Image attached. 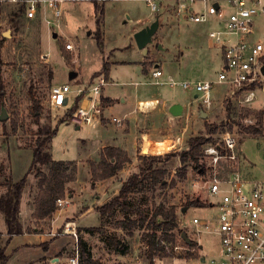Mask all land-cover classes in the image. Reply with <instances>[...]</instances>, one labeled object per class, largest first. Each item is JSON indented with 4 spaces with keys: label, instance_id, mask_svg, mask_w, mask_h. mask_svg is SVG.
<instances>
[{
    "label": "rangeland",
    "instance_id": "374dc122",
    "mask_svg": "<svg viewBox=\"0 0 264 264\" xmlns=\"http://www.w3.org/2000/svg\"><path fill=\"white\" fill-rule=\"evenodd\" d=\"M170 3L171 10L165 16L164 24L160 31L154 35L150 44L151 56L149 59L154 63H164L162 67L164 73L172 74L178 81L187 80L196 83L198 79L207 77L216 80L224 63L221 49L217 45L211 46L208 40L206 29L210 30L213 27L204 25L203 30L205 31L200 33L198 30L188 28L186 22L184 25L179 24L175 16L174 3L172 1ZM102 6L104 16L100 30L103 35V49L98 44L97 14L91 0L66 1L61 6L62 15L59 17L61 22L59 26L57 18L54 16V7L49 6L45 14L43 9L41 20L38 18V13L36 21L29 23L22 17L16 20V26L10 21V13L18 7L8 6L6 8L8 16L4 21H7V27L4 39L0 42V62L3 63L6 95L4 103L0 105V115L2 109L5 108L8 119L0 120V166L5 164L6 175L11 168L12 178L15 182L22 180L27 175L34 159L33 149L29 145L35 141L39 131H45V127L57 128L52 140L54 159L76 163L81 159L80 169L77 172V175L79 174L81 177L80 187L77 189L74 199L71 200V204L67 205L63 211L56 212L51 219L40 221L33 218L35 205H30L34 204L38 192L37 178L33 173L29 175L22 198L23 209L21 205L22 223L25 233L28 235L10 236L7 230H0L2 233L0 245L6 249L9 257L8 264H51V261L56 258L64 262L79 246L80 238L87 241L93 257L103 264H135L137 256L145 259L146 263L148 261L146 260V244L142 238L143 230H137L133 235H130L118 228L116 220L102 216L98 212V207L116 195L122 183L131 174L139 172L138 157L134 155L132 162L126 164L116 177L94 184L89 172L91 173V162L100 160L103 151L102 139L97 138L96 129H90L92 134L86 135L90 130L79 129L75 124L64 121L67 116L65 114L70 111L53 110L50 104L51 88L55 85L70 84L73 88L70 93L71 97L75 95L78 88L89 86L93 74L103 71L107 57H112L113 43L115 41L120 45H124L122 44L124 42L127 43L128 35L134 33L133 31L139 28L142 19L150 14L145 0H109ZM155 17L149 16L150 22ZM138 19L141 20L138 21ZM255 28L257 31L255 39L264 42V18L259 17L256 20ZM70 41L74 45V50L67 49L72 58L71 61H68L63 56L61 46H66ZM195 45L201 47L197 49L198 47ZM184 51L186 57L183 60ZM74 56L77 63L73 62ZM123 56L125 54L121 52L116 55V57ZM75 68L80 71V74L71 79L70 74L75 71ZM135 69L136 67L130 65L121 66L117 72L128 75V79L135 80L138 74ZM97 76L99 74L94 75V77ZM167 77L164 76L163 79L166 80ZM164 88L170 91V94L176 92L177 98L183 100L186 105L188 102H193L192 110L195 118L190 119V124L188 118L180 122L178 121L180 119H176L168 127L170 130L167 139L170 143H164L165 146L170 147L169 150H163L160 153L157 150L159 146L156 145L152 151L149 148H145L143 151L141 144L145 141L141 139L137 151L132 153L143 156H158L174 152L181 154L187 149L188 140L192 136L204 135L220 142L223 134L230 131L238 140L239 157L235 163L223 162L221 173L225 174L227 170L238 169L243 177L264 179V135L255 136L244 131V127L255 124L256 119L254 115L245 119L239 117L241 108L228 103L225 99L228 86L222 84L214 86L212 107L209 109L202 105L200 107V111L208 114L206 118L197 112L200 102L195 98L197 94L195 89L187 90L182 86L174 89L169 86H164ZM33 93L41 102L42 112L39 118H36L32 111L31 95ZM256 95L257 99L246 108L252 111H264V91L258 89ZM11 118H15L18 122L16 132L12 129ZM207 124L215 126L216 132L212 133L210 128L206 127ZM180 129L181 133L179 134ZM204 164L209 168L207 160ZM159 166L168 170L167 179L169 182L175 179L177 184L173 188L158 190L155 194L157 202L173 204L180 211L185 208L184 205L187 201L199 199L207 205L190 207L182 216L187 220V223H189V219L197 216L208 220L213 226L217 210L210 205L212 198L208 196L205 188L195 186V183L202 185L207 174L203 175L196 169V164L190 163L187 177H179L182 166L179 156L173 157L169 162L161 163ZM16 176L19 177L17 180ZM0 190L2 193L6 191L3 187ZM67 190L68 193L76 192L71 189ZM57 216L59 220L54 222V219L57 220ZM121 219L123 216L119 214L118 220ZM67 220L77 222V237L62 233L63 223ZM0 228H6L2 216H0ZM90 229L96 231L88 232ZM185 230L189 237L195 235V228L192 225L189 224L188 229ZM105 234L117 235L123 243L130 246L131 251L125 255L117 254L106 242ZM199 240L201 245L199 255L201 258L207 259L205 264H210L211 260L219 258L221 246L217 236L208 230H203ZM166 261L169 259L164 258L162 262Z\"/></svg>",
    "mask_w": 264,
    "mask_h": 264
},
{
    "label": "built area",
    "instance_id": "2783aa9c",
    "mask_svg": "<svg viewBox=\"0 0 264 264\" xmlns=\"http://www.w3.org/2000/svg\"><path fill=\"white\" fill-rule=\"evenodd\" d=\"M66 1L69 0H0V42L6 32L7 21L4 19L8 16V6H24V17L34 20L40 6L47 4L54 7V16L59 21L62 15L61 6ZM97 1L105 3L109 0ZM170 1L174 3L175 14L181 22L213 27L208 30V40L211 46L217 45L221 49L224 64L215 81L178 82L169 76L167 83L173 87L181 85L185 89H195L196 99L208 109L213 105L214 86L226 85L228 91L225 99L228 103H233L239 108L249 107L257 99L256 90L264 91V42L255 39L256 20L259 17L264 18V0H145L152 16L160 14L162 5ZM48 22L51 23L50 20ZM57 25L59 26V23ZM66 49L72 50L74 45L67 43ZM162 76V70H153L152 77L157 81ZM106 84V77L99 75L96 81L86 88H78L73 97L70 95L73 91L70 84L55 85L50 93L51 107L53 110L70 111L67 122L75 124L79 129H96L102 125L101 92ZM80 96L82 99L77 101ZM84 99L88 100L87 105L82 104ZM76 103L77 107L71 112ZM153 106L143 104L146 109ZM113 121L120 125L123 119L114 118ZM237 148L238 140L230 131L223 134L220 142L205 147L203 162L206 163L207 160L209 168L205 165V169L209 171L205 172V182L202 185L195 183V186L205 188L208 196L212 198L210 205L217 210L215 223L211 226L208 220L197 216L189 219L187 223L181 215L178 223L184 229H188L189 224L195 228V235L190 238L198 247L189 248L183 243L178 244L173 248V255L168 257L169 261L162 262L164 259L154 258V264L207 263V259L199 255V239L203 230L217 236L221 246V255L211 260L210 264H264V179L243 177L238 169L227 170L225 174L220 171L223 162L237 161ZM69 204L71 199L68 196L58 199L56 212L63 211ZM62 227L64 235L77 237L75 220L65 221ZM190 251L195 253V256L187 257ZM144 260L137 256L135 264H151L150 261L146 263ZM51 264H80L79 246L64 262L56 258Z\"/></svg>",
    "mask_w": 264,
    "mask_h": 264
},
{
    "label": "trees",
    "instance_id": "16d2710c",
    "mask_svg": "<svg viewBox=\"0 0 264 264\" xmlns=\"http://www.w3.org/2000/svg\"><path fill=\"white\" fill-rule=\"evenodd\" d=\"M95 6L97 14L98 44L103 49V35L100 30L104 16L103 3L97 0H91ZM25 13L24 6H19L13 10L10 15L11 23L16 26V20L21 19ZM63 56L71 61L72 58L68 54L66 46H61ZM150 54H148L149 58ZM110 66L105 63L103 73L109 76ZM6 95V84L3 76V63L0 62V105L4 103ZM33 100V113L39 118L42 112L41 102L35 93L31 95ZM82 96L77 98L81 100ZM103 101V100H102ZM101 101V102H102ZM106 101H103L105 104ZM103 104V105H104ZM233 104V103H231ZM77 103L71 112L77 107ZM68 121L70 113H66ZM254 115L255 124L244 127V131L251 135H264V111H252L248 108H241L239 117L245 119ZM12 129L16 132L18 122L15 118L10 119ZM5 126V124H4ZM212 133L216 132V127L207 124ZM57 128L45 127V131H39L35 141L29 147L33 149L34 159L27 175L20 181L15 182L12 178L11 168L6 175V166H0V188L6 189L4 193L0 190V213L3 215L10 236L23 235L25 229L21 217V204L28 184V177L31 173L37 178L38 192L35 196V209L32 214L35 220L51 219L57 210V200L65 198L68 193V184L77 180L78 166L76 162L66 160H56L52 153V140L56 134ZM217 142L214 138H207L204 135L192 136L188 140V147L181 154L168 153L158 156L140 155L139 172L131 174L119 189L118 194L114 195L110 200L98 207V212L102 216L113 218L117 221L119 229L124 230L133 235L137 230H143V240L146 244V260L154 264V258L163 260L173 255V248L178 244H185L189 248L198 247L197 243L192 240L191 244H187L182 239V233L186 231L178 223V218L183 215L178 207L167 202H157L155 194L160 189L173 188L177 181L167 179L168 170L162 168L159 164L169 162L173 157L180 158L182 166L179 171V177L185 178L188 174L190 163L196 164V169L205 174V164L203 159L204 149L208 145H215ZM132 159L129 154L114 146H107L101 153L98 162H91L92 181L95 184L98 181L107 180L116 177L126 164H130ZM206 206L199 199L189 200L184 205L185 208ZM184 209V208H183ZM121 214L123 219L118 220ZM90 229L88 232H95ZM101 231V230H99ZM104 232V231H103ZM106 242L114 249L117 254H128L131 249L128 244L115 234H105ZM2 233L0 232V240ZM80 248V264H103L93 257L92 250L83 238L78 240ZM187 257L195 256V253L189 252ZM9 257L6 249L0 245V264H8Z\"/></svg>",
    "mask_w": 264,
    "mask_h": 264
},
{
    "label": "crops",
    "instance_id": "0c3cea01",
    "mask_svg": "<svg viewBox=\"0 0 264 264\" xmlns=\"http://www.w3.org/2000/svg\"><path fill=\"white\" fill-rule=\"evenodd\" d=\"M170 4H171L170 2L163 4L161 13L155 15L156 16L155 19L151 22L149 20V16L151 15L149 14L148 16H145L142 19L139 28L133 31L134 33L128 35L129 41L127 43L124 42L122 43L124 45H120L117 44V41H115V43H113L114 47H111L112 57L111 58L107 57V61H105V63H108L110 66L109 76L106 77L103 71H99V72H95L92 76V79L90 80V83L96 81V77H94L95 74L104 75L107 79V84L103 87L101 92V101L102 100L106 101L105 104L102 101V108H103L102 125L96 128L98 134L95 133L97 138L98 139L100 138V140L102 139L103 141L102 142L103 145L101 147L103 149L107 146H114L117 148H121L129 154L131 159H133L134 155H136L137 157L140 156L138 153L135 154L132 152L137 151V147L140 146L139 141L141 139L145 141L143 144H141V147H143V151L145 150V148H149V150L152 151L155 149L156 145L157 146L159 145V143H164V142L170 143L169 140L167 139L170 130L168 129V127L171 126L176 119H180L178 120L180 122L183 121V119L188 118L190 124L191 122L190 119L195 118V114L193 113L192 110L194 106L193 102L192 103L188 102V104L186 105L183 100L177 98L178 94L176 92L173 91L174 93L170 94V91H167L164 88V86H169L174 89L178 86H181L178 85L173 87L167 83V79L169 76L173 77L175 80L176 78L170 73H167L168 75L164 73L162 68L164 63H160V62L154 63L153 60L149 59L151 56L149 52L150 44L147 46L148 52L144 54L143 50L138 47L136 40L134 38L135 34L138 31H140L146 26H149L155 20H159V28L158 31L156 32L158 33L162 25L164 24L165 16L170 12L169 10H171ZM16 7H19V4H16ZM43 9L45 14L46 11L49 9V6L47 4H43L40 6V9L38 11L39 13L38 18L40 20H41V11ZM176 19L178 20L179 24L184 25V22H186L188 28L198 30L200 33H202V31L203 32L205 31L203 30V26L206 24H194L187 21L181 22V20H179L177 16ZM140 20L141 19H138V21ZM33 21L36 20L35 19L27 20V22L29 23ZM57 23L59 24L61 23L60 19L59 21L57 20ZM206 31L208 34V29H206ZM195 47H198L197 49H199L201 46L195 45ZM119 52L125 54V56L116 57V55L119 54ZM148 54H150L149 58H148ZM185 57L186 54L184 51L182 59L184 60ZM155 59L156 61L158 60L157 57ZM73 62L77 63V59L75 56L73 57ZM129 65L132 67H136L135 70L138 72V74H137V79L135 80L128 79L129 78L128 75L120 74L119 72H117L119 67L121 66L127 67ZM155 69H160L163 71V76L158 81L152 79L153 78L152 72ZM74 72H77V76H79L80 71H78L77 68H75ZM164 76H168L166 80L163 79ZM209 80L215 81L214 79L207 77L203 79H198L196 82H203ZM184 81L187 80L178 81V82H184ZM195 98H197V94ZM145 102H154L155 105L151 109H146L143 108V104ZM82 104L87 105L88 100L84 99ZM175 104H181L183 106V113L181 116H173L171 114L170 109ZM200 107L201 104L199 105L197 112L199 114H202V111H200ZM114 118L123 119V121L120 125H117L113 121ZM91 130L86 135H91L92 134L90 133ZM178 132L180 134L181 129ZM80 160H78L77 162L78 170L80 169V165H81ZM89 174L90 177L92 178V174L90 172ZM17 178L19 177L16 176V180ZM80 181H81V177L78 174L77 180L70 183V185L67 186L68 189L76 191V192L68 193V197L71 200L74 199V196L77 193V189L80 187ZM21 205L23 209V200ZM30 206H34V204H31ZM0 216L3 217L1 213ZM58 220L59 217L57 216V220L54 219V222ZM0 230L6 231L7 229L0 228ZM24 235H28V234L24 233Z\"/></svg>",
    "mask_w": 264,
    "mask_h": 264
},
{
    "label": "water",
    "instance_id": "95a60500",
    "mask_svg": "<svg viewBox=\"0 0 264 264\" xmlns=\"http://www.w3.org/2000/svg\"><path fill=\"white\" fill-rule=\"evenodd\" d=\"M158 28H159V20H155L149 26L144 27L135 34L134 38L136 40V43L138 47L143 50L144 54L148 52L147 46L152 43L153 37L158 31ZM263 72H264V68H263ZM76 77H77V72L74 71L71 72L70 78L73 79ZM170 112L173 116H181L183 113V106L181 104H175L171 107ZM201 115L203 118L207 117V114L204 111H202ZM7 119H8V114L6 112V109L3 108L0 115V120L6 121ZM187 210L188 208H184L182 209V212L186 213ZM182 238L187 244L192 243V239L188 236V233L186 231L182 233Z\"/></svg>",
    "mask_w": 264,
    "mask_h": 264
},
{
    "label": "bare ground",
    "instance_id": "6f19581e",
    "mask_svg": "<svg viewBox=\"0 0 264 264\" xmlns=\"http://www.w3.org/2000/svg\"><path fill=\"white\" fill-rule=\"evenodd\" d=\"M145 105H147V106H153V105H155V103L154 102H145ZM159 147H158V151L161 153V151H163V150H169L170 149V147H168L167 145L165 146V143H159V145H158ZM156 150V151H157Z\"/></svg>",
    "mask_w": 264,
    "mask_h": 264
}]
</instances>
